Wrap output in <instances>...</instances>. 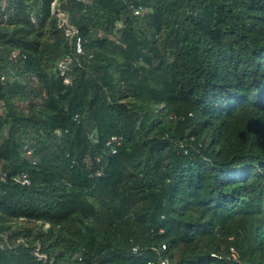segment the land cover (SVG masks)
Listing matches in <instances>:
<instances>
[{
    "label": "trees",
    "instance_id": "obj_1",
    "mask_svg": "<svg viewBox=\"0 0 264 264\" xmlns=\"http://www.w3.org/2000/svg\"><path fill=\"white\" fill-rule=\"evenodd\" d=\"M54 1L0 0V264H264V0Z\"/></svg>",
    "mask_w": 264,
    "mask_h": 264
},
{
    "label": "built area",
    "instance_id": "obj_2",
    "mask_svg": "<svg viewBox=\"0 0 264 264\" xmlns=\"http://www.w3.org/2000/svg\"><path fill=\"white\" fill-rule=\"evenodd\" d=\"M84 1V0H81ZM140 10H136L135 13L139 14ZM52 13L57 21V26L59 29H62L65 34V38L69 41H71L75 36H78L79 32L77 29L71 27L69 25V17L66 14V12L63 11L61 7V3L57 0L52 3ZM77 52H82V45H81V39L78 38L77 41ZM73 62V59L71 57H67L62 63L59 65V71L62 76H66L67 72L69 71L70 64ZM65 82L68 83L69 79L66 77ZM119 139L117 137H113L111 142H118ZM30 153V152H29ZM115 153V150H114ZM23 183L29 185L30 182L27 179V176L24 177ZM134 251H138L137 248L134 249ZM36 257L38 260L42 261L43 264H53V260H49L48 257L40 252V248H37ZM154 264V263H151ZM160 264H169L168 260H162Z\"/></svg>",
    "mask_w": 264,
    "mask_h": 264
}]
</instances>
